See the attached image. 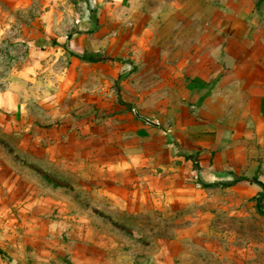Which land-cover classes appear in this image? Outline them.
Wrapping results in <instances>:
<instances>
[{"label": "crops", "instance_id": "obj_1", "mask_svg": "<svg viewBox=\"0 0 264 264\" xmlns=\"http://www.w3.org/2000/svg\"><path fill=\"white\" fill-rule=\"evenodd\" d=\"M134 3L0 0V26L24 47L0 114L112 183L207 203L264 191V0H225L226 13L172 0L196 7L148 14L180 26L157 35L129 27Z\"/></svg>", "mask_w": 264, "mask_h": 264}, {"label": "rangeland", "instance_id": "obj_2", "mask_svg": "<svg viewBox=\"0 0 264 264\" xmlns=\"http://www.w3.org/2000/svg\"><path fill=\"white\" fill-rule=\"evenodd\" d=\"M208 1L210 12L231 8ZM171 2L135 0L129 27L175 32L173 20L147 18L194 6ZM12 30L0 26V90L24 51ZM6 119L0 114V264H264V191H221L209 204L146 182L112 183Z\"/></svg>", "mask_w": 264, "mask_h": 264}, {"label": "trees", "instance_id": "obj_3", "mask_svg": "<svg viewBox=\"0 0 264 264\" xmlns=\"http://www.w3.org/2000/svg\"><path fill=\"white\" fill-rule=\"evenodd\" d=\"M83 57V56H82ZM1 251V250H0Z\"/></svg>", "mask_w": 264, "mask_h": 264}]
</instances>
